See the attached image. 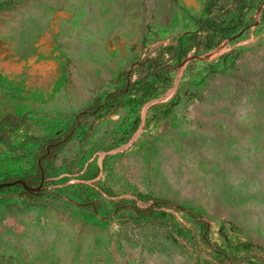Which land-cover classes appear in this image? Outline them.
I'll use <instances>...</instances> for the list:
<instances>
[{"label": "rangeland", "instance_id": "1", "mask_svg": "<svg viewBox=\"0 0 264 264\" xmlns=\"http://www.w3.org/2000/svg\"><path fill=\"white\" fill-rule=\"evenodd\" d=\"M239 1L0 0V172L60 141L71 174L0 201V264H264V0Z\"/></svg>", "mask_w": 264, "mask_h": 264}, {"label": "flooded vegetation", "instance_id": "2", "mask_svg": "<svg viewBox=\"0 0 264 264\" xmlns=\"http://www.w3.org/2000/svg\"><path fill=\"white\" fill-rule=\"evenodd\" d=\"M59 142H51L44 147V151L38 156L36 166L31 173L15 175L9 171L0 172V201L12 197L26 198L35 197L42 193H55V190L68 185L67 180L71 177L70 173H68L70 175L64 176L61 175L66 172L57 176H50L47 172V164L45 160L50 157L53 150L60 146ZM58 176L61 177L54 179ZM63 178H65V181H60ZM23 182L29 186H40L41 189L36 192L26 191L22 184Z\"/></svg>", "mask_w": 264, "mask_h": 264}, {"label": "trees", "instance_id": "3", "mask_svg": "<svg viewBox=\"0 0 264 264\" xmlns=\"http://www.w3.org/2000/svg\"><path fill=\"white\" fill-rule=\"evenodd\" d=\"M244 1L240 0L237 4V9H234V14L236 13H241L243 8H244ZM238 11V12H237ZM234 16V15H233ZM243 21H245V17L243 15V17H231V19L229 20H222L221 22H219L216 27H212L213 31L215 32V34L221 38L223 37H227L228 35L233 34L237 28L240 26V24H243ZM201 23H204L206 21H200ZM205 29H211L210 27H208L207 25H205L204 27ZM212 30V29H211ZM124 91V90H123ZM116 95V92H112L110 94V97ZM141 209H139L140 211ZM230 260V259H229Z\"/></svg>", "mask_w": 264, "mask_h": 264}, {"label": "water", "instance_id": "4", "mask_svg": "<svg viewBox=\"0 0 264 264\" xmlns=\"http://www.w3.org/2000/svg\"><path fill=\"white\" fill-rule=\"evenodd\" d=\"M64 175H70V174H68V173H64V174L61 175V176H64ZM61 176L55 177L54 179H58V178H60ZM22 184H23V186L25 187L26 191H33V192H36L37 190L41 189L40 186H29V185L25 184L24 182H23Z\"/></svg>", "mask_w": 264, "mask_h": 264}]
</instances>
